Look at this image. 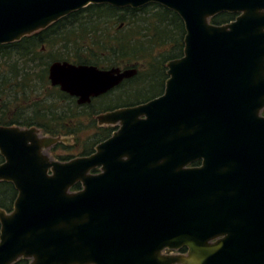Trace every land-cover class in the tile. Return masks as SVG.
Returning a JSON list of instances; mask_svg holds the SVG:
<instances>
[{"label": "water", "instance_id": "95a60500", "mask_svg": "<svg viewBox=\"0 0 264 264\" xmlns=\"http://www.w3.org/2000/svg\"><path fill=\"white\" fill-rule=\"evenodd\" d=\"M149 4L181 19L182 56L161 96L96 117L119 128L92 155L59 162L67 138L0 126L17 191L0 264H264V0H0V45L89 5ZM221 13L236 17L212 24ZM136 73L54 61L47 78L82 105Z\"/></svg>", "mask_w": 264, "mask_h": 264}, {"label": "trees", "instance_id": "16d2710c", "mask_svg": "<svg viewBox=\"0 0 264 264\" xmlns=\"http://www.w3.org/2000/svg\"><path fill=\"white\" fill-rule=\"evenodd\" d=\"M235 17L236 14L221 13L210 22L222 25ZM114 22L116 30L110 32L114 24L109 27V23ZM123 23H127V31L122 30ZM184 33L181 19L156 4L137 9L89 5L44 30L0 45V126L36 127L51 137H71L78 146L76 149L91 150L100 136L81 139L84 131L92 127L84 122V114L74 101L50 86L49 65L61 60L100 65H119L129 59L139 61V73L133 82L136 86L147 79L152 83L145 93L135 94L133 102L141 103L163 92L165 65L182 56ZM164 46H171V50L157 54L156 48ZM83 48L95 51L87 53L81 51ZM92 52L103 58L90 60L86 55ZM106 55L108 59L104 58ZM79 189V184L72 188L73 191ZM16 196L11 183L0 182V209L10 212ZM28 263L20 259L15 264Z\"/></svg>", "mask_w": 264, "mask_h": 264}, {"label": "flooded vegetation", "instance_id": "af4514ba", "mask_svg": "<svg viewBox=\"0 0 264 264\" xmlns=\"http://www.w3.org/2000/svg\"><path fill=\"white\" fill-rule=\"evenodd\" d=\"M81 51H95L90 48L85 49L83 48ZM85 53V52H84ZM84 56V55H83ZM90 60H101L103 57L101 55H98L96 52L89 53L86 55ZM104 58L108 59L109 57L106 55ZM63 61V60H61ZM72 63V62H70ZM73 64H84V65H91L95 66L100 70H109L111 68H119L121 71L129 68H135L137 70V73L132 76L131 78L124 79L118 84L117 86L111 88L110 90L106 91L105 93H102L98 96H93L89 98V101L82 104L78 105L77 104V98L72 97L62 91L58 87H52L56 90H58L60 93L64 94L65 96L69 97L72 101H74L77 105L80 111L84 114V122L89 123L91 125V132L89 136V140L94 136L93 138H97V136H100V141L91 149L88 151H81L79 150L78 153H73L74 150L76 149V142L73 140L71 137H67V142L65 143H57L54 145L52 148L49 149L48 153L50 157L56 161L59 162H67L71 159H74L76 157H85V156H90L95 152V147L109 139L114 132H116L119 128V124H114V125H98L96 117L99 116L100 114L107 113V112H112L118 109L122 108H129L133 107L139 104L146 103L141 102V103H135L133 102L134 96L136 93L143 94L147 91V89H150L152 83L150 82L149 79L143 81V84H139L136 86V84L133 82L134 78L137 77L139 73V69L136 68L135 66H125V65H110V64H105V65H100V64H95L94 62L88 63V62H83V63H73ZM48 76V74H47ZM167 68L165 65V80H164V89H165V82L167 80ZM152 79H154L152 77ZM141 81V78L138 79V82ZM50 84V83H49ZM163 92L159 95L161 96ZM156 96L155 98L159 97ZM153 98V99H155ZM152 100V99H151ZM261 116H264V109L261 112ZM17 126V125H16ZM42 132V131H41ZM43 135H45L42 132ZM104 134V135H102ZM82 141V140H81ZM72 142V143H70ZM81 143V142H79ZM75 148V149H74ZM191 166L193 167H199L200 166V161H197L193 163ZM91 174H99L101 173L100 167L94 168L90 171ZM187 249L186 248H181L180 250L176 252H171V251H165L164 254H186Z\"/></svg>", "mask_w": 264, "mask_h": 264}, {"label": "rangeland", "instance_id": "374dc122", "mask_svg": "<svg viewBox=\"0 0 264 264\" xmlns=\"http://www.w3.org/2000/svg\"><path fill=\"white\" fill-rule=\"evenodd\" d=\"M113 24H114V26H113ZM115 24H116L115 22L114 23H109V27H112V26L114 27V28H111L110 29V32L112 30H116ZM128 29L129 28L127 26V23H126V25L124 24V28H122V30L123 31H127ZM167 50H171V46H164V47L156 48V53L157 54H162V53H164ZM134 63H136V65H137L136 68H138V64L140 62L139 61H136V60H132V59H129L127 61H122L119 65L120 66H122V65L130 66V65H133ZM89 132H91V131H89V130L84 131V133L81 136V139L82 140H86V139L89 140V136H90V133ZM70 143H72V142H70ZM78 152H79V149H75L73 153H78Z\"/></svg>", "mask_w": 264, "mask_h": 264}]
</instances>
